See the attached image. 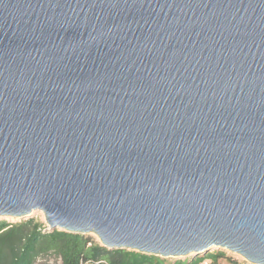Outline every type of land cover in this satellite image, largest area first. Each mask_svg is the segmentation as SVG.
<instances>
[{
	"label": "water",
	"instance_id": "1",
	"mask_svg": "<svg viewBox=\"0 0 264 264\" xmlns=\"http://www.w3.org/2000/svg\"><path fill=\"white\" fill-rule=\"evenodd\" d=\"M35 210L264 264V0H0V216Z\"/></svg>",
	"mask_w": 264,
	"mask_h": 264
},
{
	"label": "trees",
	"instance_id": "2",
	"mask_svg": "<svg viewBox=\"0 0 264 264\" xmlns=\"http://www.w3.org/2000/svg\"><path fill=\"white\" fill-rule=\"evenodd\" d=\"M43 221L29 217L18 221L0 219V264H34L53 253L60 264H219L230 259L215 250L183 258L161 257L125 248H108L87 233L46 230ZM247 264V263H246Z\"/></svg>",
	"mask_w": 264,
	"mask_h": 264
},
{
	"label": "rangeland",
	"instance_id": "3",
	"mask_svg": "<svg viewBox=\"0 0 264 264\" xmlns=\"http://www.w3.org/2000/svg\"><path fill=\"white\" fill-rule=\"evenodd\" d=\"M29 217H34L35 219H38V220L43 221L45 223L43 213L41 211H37V210L32 211L29 215H27L25 217H21V218L9 217V216H0V219H6L8 221H18V220H22V219H27ZM45 225H46V223H45ZM45 229L50 230L47 225H46ZM89 234L92 235L97 241H99L95 234H93V233H89ZM215 250L224 251L226 253V255L228 257H230V259H234L235 261H237V264H246V260L243 257H241L240 255H238L236 253L230 252L224 248H221V247H211V249L207 252H211V251H215ZM172 258H183V257H172ZM34 264H60V259L57 258L53 253H47L45 255L40 256ZM203 264H209V262L208 261H207V263L203 262ZM219 264H236V263H233L232 261L223 258V259L219 260Z\"/></svg>",
	"mask_w": 264,
	"mask_h": 264
},
{
	"label": "built area",
	"instance_id": "4",
	"mask_svg": "<svg viewBox=\"0 0 264 264\" xmlns=\"http://www.w3.org/2000/svg\"><path fill=\"white\" fill-rule=\"evenodd\" d=\"M246 263H247V264H252V263H250V262H248V261H246Z\"/></svg>",
	"mask_w": 264,
	"mask_h": 264
}]
</instances>
